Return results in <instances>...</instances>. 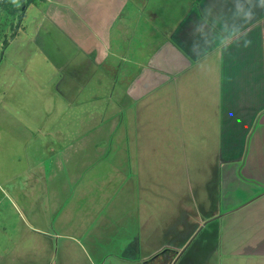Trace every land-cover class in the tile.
I'll return each mask as SVG.
<instances>
[{
  "label": "rangeland",
  "instance_id": "rangeland-1",
  "mask_svg": "<svg viewBox=\"0 0 264 264\" xmlns=\"http://www.w3.org/2000/svg\"><path fill=\"white\" fill-rule=\"evenodd\" d=\"M108 1L32 0L21 17L0 11V264H143L165 249L166 230L183 243L218 200L224 147L218 117L197 112L205 102L177 101L168 72L124 111L127 87L165 31L150 17L155 0L139 23L141 0H132L129 40L115 27L110 41ZM116 1V26L126 27ZM129 128L139 175L125 191L137 197L122 187ZM122 207L126 229L117 228ZM128 247L136 262L122 254Z\"/></svg>",
  "mask_w": 264,
  "mask_h": 264
},
{
  "label": "crops",
  "instance_id": "crops-1",
  "mask_svg": "<svg viewBox=\"0 0 264 264\" xmlns=\"http://www.w3.org/2000/svg\"><path fill=\"white\" fill-rule=\"evenodd\" d=\"M138 2L139 23L151 2ZM114 3L117 1L106 4L107 40L115 27L127 33L125 38L129 40L132 28L128 22H135L131 10L134 1L120 3L126 27L123 22L116 26L118 13ZM151 9V20L161 22L164 27L160 28L165 31L152 63L144 66L145 72L127 87L124 111H132V102L141 100L149 93L147 87L156 85L170 72L177 101L190 106L191 102H205V108L197 112L218 117L224 155L216 164L221 168L218 167V200L205 206L209 214L179 245L174 234L166 230L169 239L165 249L154 253L149 261L145 258L143 264H264V0H155ZM98 20H93L92 25L101 30L94 23ZM121 49L128 52L122 45ZM128 132V143L121 149L123 191L139 175L138 161L131 149L136 147L131 141L133 131L129 128ZM107 161L105 158L104 163L98 161L94 165L106 166ZM128 192L125 191L128 197H137V190ZM207 194L202 196L208 197ZM122 212L125 222L130 213L123 207ZM128 225L125 222L117 228L126 229ZM206 228L205 237L193 244ZM133 242L139 255L140 243L135 238ZM192 245V252L185 261L181 260ZM93 252L97 257L111 254L95 248ZM110 252L113 254V248ZM137 258L134 254L130 260L136 262Z\"/></svg>",
  "mask_w": 264,
  "mask_h": 264
},
{
  "label": "trees",
  "instance_id": "trees-1",
  "mask_svg": "<svg viewBox=\"0 0 264 264\" xmlns=\"http://www.w3.org/2000/svg\"><path fill=\"white\" fill-rule=\"evenodd\" d=\"M32 0H0V8L11 16L21 17L27 4ZM4 41V47L6 46Z\"/></svg>",
  "mask_w": 264,
  "mask_h": 264
},
{
  "label": "flooded vegetation",
  "instance_id": "flooded-vegetation-1",
  "mask_svg": "<svg viewBox=\"0 0 264 264\" xmlns=\"http://www.w3.org/2000/svg\"><path fill=\"white\" fill-rule=\"evenodd\" d=\"M43 31H44V30H43ZM40 35L43 36L42 32H40ZM72 49L78 51V47H76V46H75V48H72ZM78 52H83V49L81 48V50L78 51ZM133 251H135V250H134V248H132V247H128V248H126V252H125V248H124L122 254H124V253H125V254L129 253L130 255L132 254L131 257H133V256H134ZM131 252H132V253H131Z\"/></svg>",
  "mask_w": 264,
  "mask_h": 264
},
{
  "label": "built area",
  "instance_id": "built-area-1",
  "mask_svg": "<svg viewBox=\"0 0 264 264\" xmlns=\"http://www.w3.org/2000/svg\"><path fill=\"white\" fill-rule=\"evenodd\" d=\"M0 11H1V8H0Z\"/></svg>",
  "mask_w": 264,
  "mask_h": 264
}]
</instances>
